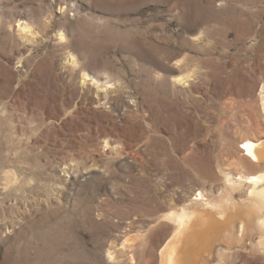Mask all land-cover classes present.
I'll return each instance as SVG.
<instances>
[{
  "label": "rangeland",
  "instance_id": "374dc122",
  "mask_svg": "<svg viewBox=\"0 0 264 264\" xmlns=\"http://www.w3.org/2000/svg\"><path fill=\"white\" fill-rule=\"evenodd\" d=\"M263 102L264 0H0V264H160L165 215L264 174Z\"/></svg>",
  "mask_w": 264,
  "mask_h": 264
},
{
  "label": "bare ground",
  "instance_id": "6f19581e",
  "mask_svg": "<svg viewBox=\"0 0 264 264\" xmlns=\"http://www.w3.org/2000/svg\"><path fill=\"white\" fill-rule=\"evenodd\" d=\"M45 102L49 106L48 100ZM47 123L41 120L38 130L41 131ZM7 128L9 142H0V155L4 154V150L15 147L11 142L21 131V126L13 118L7 122ZM242 146L249 159L257 166L264 167V139L246 140ZM3 162L6 161L0 157V202L5 204L14 200L12 197L19 190L17 169L21 165L19 161L10 159L11 168L3 170ZM230 178L227 177L226 183L231 191L225 190L227 193L222 201L219 199L221 202L214 200V204L207 191L201 188L188 201L190 209L182 206L184 210L181 212L170 211L168 215H163L174 224V232L161 250L160 264H235L234 258L238 257L240 249H251V253H254L256 243L252 240L253 229L264 228V218L261 216L264 210V174L236 180ZM236 190L238 196L235 195ZM172 206L170 204L166 209L170 210ZM223 231L225 245H216ZM233 244H236L234 248Z\"/></svg>",
  "mask_w": 264,
  "mask_h": 264
}]
</instances>
